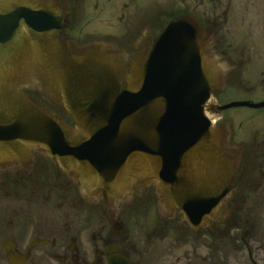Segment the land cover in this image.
<instances>
[{"label": "flooded vegetation", "instance_id": "af4514ba", "mask_svg": "<svg viewBox=\"0 0 264 264\" xmlns=\"http://www.w3.org/2000/svg\"><path fill=\"white\" fill-rule=\"evenodd\" d=\"M30 1L45 21L40 32L46 41L24 33L28 39L23 43L33 49L36 62L31 71L21 70L16 90L74 130L71 101L80 108L104 105L112 113L117 91L144 92V133L130 135L126 145L117 143L115 134L99 136L108 142L98 144L89 163L102 173L109 190L83 185L37 145L23 144L24 150L0 154V264H230L214 261L215 222L226 221L244 224L238 237L239 264H264V129L243 133L244 121L238 120L240 132L232 134L231 110H219L228 104L224 99L229 93L264 94V0H149L150 6L146 0ZM140 14L144 16L139 19ZM177 21L198 32L190 70L178 65L170 73L175 77L164 72L159 79L146 72L142 86L127 85L136 67H149L160 35ZM21 24L33 29L24 17L18 19ZM40 42L47 45L50 63L35 54L33 44ZM52 59L63 76L54 74ZM103 63L108 77L121 84L107 87L110 95L104 100L86 94L102 89ZM215 66L220 83L216 90ZM204 68L207 77L201 85L199 69ZM204 88L207 124L227 131V141L219 145L238 150V156L231 180L225 167L217 176L208 172L207 200H217L219 208H207L206 224L195 229L168 202L161 183L150 179L147 164L153 161L159 173L174 172L182 180L179 173L188 171L183 160L192 148L188 129L183 121L164 115L174 97L182 107L180 99ZM70 91L75 94L69 98ZM162 92L174 96L151 95ZM168 161L175 164L167 166ZM126 165L135 175L116 185V175ZM150 218L155 220L152 229ZM159 222L175 225L166 229ZM182 223L192 231L186 250Z\"/></svg>", "mask_w": 264, "mask_h": 264}, {"label": "water", "instance_id": "95a60500", "mask_svg": "<svg viewBox=\"0 0 264 264\" xmlns=\"http://www.w3.org/2000/svg\"><path fill=\"white\" fill-rule=\"evenodd\" d=\"M40 15L30 0H0V41H10L0 43V154L10 155L24 150L23 144L37 145L62 167L68 169L70 174L83 185L95 187L94 185L98 184L99 187L109 190V186L104 183L102 173L95 171L89 163L92 160L90 157L94 155L91 153L99 148L100 142H108V140L101 141L100 135L115 134L117 139L114 138V140L126 145L130 135L144 133L142 119H144L143 107L146 93L131 94L117 91L112 113L104 105L99 108L95 106L80 108L79 103L74 104L71 101L69 103L71 108L68 110L76 119V129L60 123L53 114L37 106L28 96L16 90L19 87L18 77L21 70L31 71L32 64L36 62L33 49L23 43L28 39L24 33L35 36L38 41H46L42 40L44 35L40 32L45 27V21ZM21 17L31 22L33 29L36 28L40 34L33 33L34 30L26 24L18 26V19ZM193 30L192 26H186L183 21L170 24L160 35L157 45L151 52L150 61L147 63L149 67H136L133 70V78L128 80L127 85L142 86L146 72L147 76L149 74L150 77L155 76L159 79L164 77V72H169L167 73L169 75L171 72L176 73L178 65L189 71L196 54L194 41H198V32ZM33 47L37 49L35 54L43 55L44 62L50 63L45 43L33 44ZM119 63L120 73L124 63L123 61ZM52 64H54V74L63 76L64 70L59 68L53 59ZM102 66V82L100 83L102 89L97 92L88 91L86 94L102 96L104 100L105 96L110 95L105 90L107 87L112 84L115 86L121 84L119 80L114 81L108 77L110 71L105 63ZM215 72L214 89L216 90L220 85L216 66ZM206 77L207 69H199L198 78L201 85L205 84ZM61 85L65 87V84ZM74 94L70 91L69 98ZM163 94L174 96V93H151L153 96ZM174 98L170 100L164 118L176 123L183 121V128L188 129L189 142H191L189 144L192 148L183 160L184 168L188 171L179 173L182 180L178 181L177 173L170 171L159 173L157 164L152 161L151 164H147L150 168L148 173L151 180L161 183L162 192L165 193L168 202L175 208H180L186 215L189 225L196 229L206 224V214L211 207L215 211L219 208L217 200L214 203L207 200L206 187L210 183L207 180L208 172H213L217 176L225 167L229 171L228 179L231 180L236 167L238 150L222 148L219 142L227 141V131L225 129L218 131L207 124V118L203 113L208 98L205 88L180 99L178 102L181 106L184 105L182 107L177 105ZM244 107L261 110L264 109V102L258 104L234 102L220 107L219 110ZM105 119L109 122L103 121ZM111 127L113 130H110ZM174 162L168 161L167 166L175 164ZM130 168L126 165L116 175V185L129 181L135 175L130 172Z\"/></svg>", "mask_w": 264, "mask_h": 264}, {"label": "rangeland", "instance_id": "374dc122", "mask_svg": "<svg viewBox=\"0 0 264 264\" xmlns=\"http://www.w3.org/2000/svg\"><path fill=\"white\" fill-rule=\"evenodd\" d=\"M160 1L161 4H164L163 0H157ZM146 3L150 6L153 5V2L146 0ZM165 5H170L169 2ZM143 17L144 14H140L138 18ZM136 17V16H135ZM223 100V99H222ZM225 101H229L228 103H231L232 101L236 100H245V101H251L254 103H261V101H264V94H252V95H245V94H235V93H229L226 95ZM228 116L234 120V126L231 127L232 134L233 133H239V126H238V120L244 121V127L242 129L243 133H248L250 131L256 132L258 130L264 129V109L262 111H255L249 108H244L240 110H231L228 113ZM262 214H264V205L262 207ZM264 218V217H263ZM133 221H135L133 219ZM132 221V222H133ZM154 221L152 218L149 220L150 229L154 228ZM161 227L165 225L164 227L166 229H171L172 226L175 225V223H161L159 222ZM215 233H214V261L216 263H225L230 262V264H239L241 261L240 253H239V235L244 230V224L243 222L239 221H226V222H215ZM264 225V221L262 223ZM182 227L179 228L180 233L182 235L187 236L188 242L183 241L182 246L184 250L190 249L191 246V236L192 231L189 226H187L185 223L181 224ZM205 236V234H204Z\"/></svg>", "mask_w": 264, "mask_h": 264}]
</instances>
